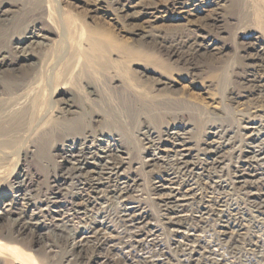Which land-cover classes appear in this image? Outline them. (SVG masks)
<instances>
[{
  "label": "rangeland",
  "instance_id": "rangeland-1",
  "mask_svg": "<svg viewBox=\"0 0 264 264\" xmlns=\"http://www.w3.org/2000/svg\"><path fill=\"white\" fill-rule=\"evenodd\" d=\"M0 15L10 19L0 24V264L148 257L108 254L93 241L74 254L69 231L82 225L79 205L91 196L72 165L88 148L118 157L119 181L131 186L124 204L141 239L158 241L162 260L185 258L163 221L162 202L176 188L189 217L215 197L223 203H211L213 211L241 218L229 216L237 231L224 237L227 260L264 264V215L236 182L240 175L254 191L264 184V169L246 161L264 133V0H0ZM64 30L72 51L48 84ZM32 38L45 47L24 52ZM158 148L186 150L196 185L165 181L169 166L153 160ZM211 181L225 188L207 194ZM106 222L103 236H116L114 216ZM220 226L204 231L212 247Z\"/></svg>",
  "mask_w": 264,
  "mask_h": 264
},
{
  "label": "bare ground",
  "instance_id": "bare-ground-1",
  "mask_svg": "<svg viewBox=\"0 0 264 264\" xmlns=\"http://www.w3.org/2000/svg\"><path fill=\"white\" fill-rule=\"evenodd\" d=\"M9 20L10 19H7L5 16L0 15V24H6ZM62 22L64 25L65 22ZM64 28H66L65 25ZM65 30L63 34L64 39H62L63 45H60V49L57 52L58 60L48 74V84H50L53 78L55 67H63V59L72 51V47L70 49L67 48V34L65 33ZM31 40L32 41L28 42L26 47L23 48L24 52L33 45L36 47H45L44 43H41L40 41L36 42L33 38ZM75 122L76 120L67 123L75 128ZM261 135H264V133H259L257 135L259 140L255 148H258V151L252 158H247L246 161L248 165H252L251 163L255 162L254 164H257L264 169V138L263 140L260 139ZM158 150L159 151L157 152L159 153L154 154L153 160L161 161L169 166V177H167L165 181L170 185H177L179 187L185 186L186 183L190 182H193L196 185V182L194 181L195 177L191 168L192 165L188 160V156L184 154L186 150H176L174 155H167L165 154L166 151L161 150L160 148H158ZM81 155L82 159L79 161L75 160L77 163L72 165L73 171L85 180V183L87 184L86 187H88V193L91 197L89 196L90 198L86 199V202L84 201L80 205L78 204L79 221L82 225L79 224L80 226L69 231V236L74 240L72 248L74 254L79 253V249L83 248L87 242L93 241L97 248L101 247L104 249L107 246L108 254L114 252H119L121 254L122 252L120 250L123 252L125 250L124 254H128V256L137 257L138 253L147 255L148 257H144L142 260L138 259L141 264H169L171 262L170 258L166 257L164 260L161 259V257H165V254L161 246L157 244L158 241L155 238L146 241L141 239L139 234H137L139 229V219L136 218L130 208H127L124 204L131 186L126 181H119L121 162L118 157L111 150L101 149L93 151L90 148H88L86 152H82ZM209 167L208 171L216 170V166L213 162L209 163ZM239 172L240 171L238 170L237 173L239 174ZM239 177L237 176L236 178L238 185L241 188H247L246 190L250 191L249 196H247L248 201L253 205L257 214L264 215V184L259 185L257 191H254L255 188L252 187L254 183L247 184L245 181L241 182L239 181L241 179ZM211 182L212 183H209L211 187L204 188L207 191V194H212L214 196L215 190L225 188V186L221 185L219 181ZM256 187H258V185ZM181 190L182 189L171 188V193L168 199L162 202V205L164 206L162 212L164 224L170 226L169 229H171V232L175 237L181 238L176 242L178 248L185 247L183 249L184 251H182L185 258L180 260L182 264H234L226 259V255H224L221 250H223V248L225 249L223 244L224 241L228 240L224 237L230 234L229 231H237L235 230L236 226H232L230 221L234 220L235 224H238L240 223L241 218L238 215L235 216L229 214L224 210H219L218 212L213 211L211 209V203H223L220 199L215 197H212L213 201L201 203L206 204L205 208L197 207L190 210L191 213L200 214L198 217H194L193 215L189 217L186 215L187 213L184 214L185 205L179 204V198L187 196L185 192ZM89 211H94L96 214L89 215ZM206 215H208V218H205ZM110 216H114L117 223L118 232L114 237L111 233L106 234L107 236H103V232L106 230L108 231L109 229L107 228L108 226L106 227V220ZM229 216H231L230 221L228 220ZM212 221L218 222L219 225H222L218 228V239H216L218 242L221 241V244L213 245L216 249L212 247V243L214 242L206 241V236L204 235V231L210 229V223ZM238 228H240V226ZM153 236H155L154 233H152V237ZM236 244L237 240H231L227 243L225 242L226 247L228 246L227 249L230 250L231 253L237 251L238 247ZM128 259L129 258L126 259V263ZM251 264H257V262L253 261L252 263L251 261Z\"/></svg>",
  "mask_w": 264,
  "mask_h": 264
}]
</instances>
